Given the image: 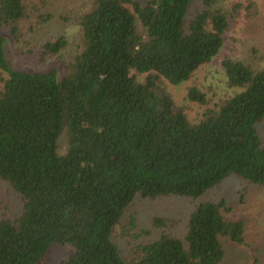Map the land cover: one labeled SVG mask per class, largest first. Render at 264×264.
<instances>
[{
	"label": "trees",
	"instance_id": "16d2710c",
	"mask_svg": "<svg viewBox=\"0 0 264 264\" xmlns=\"http://www.w3.org/2000/svg\"><path fill=\"white\" fill-rule=\"evenodd\" d=\"M217 3L92 0L58 75L11 66L4 32L40 63L68 41L32 49L22 30L39 4L0 0V181L21 209L0 215V264H41L53 244L71 248L58 264H222L224 240L245 244L247 224L229 217L226 198L200 202L183 238L164 232L131 259L113 237L137 199H197L231 175L243 186L240 203L250 187H264V68L225 58L228 86L239 91L208 106L190 87L187 99L207 106L197 122L162 85L190 80L220 52L229 14ZM37 19L41 26L52 15ZM35 30L31 22L28 34ZM128 220L125 229L136 217Z\"/></svg>",
	"mask_w": 264,
	"mask_h": 264
},
{
	"label": "rangeland",
	"instance_id": "374dc122",
	"mask_svg": "<svg viewBox=\"0 0 264 264\" xmlns=\"http://www.w3.org/2000/svg\"><path fill=\"white\" fill-rule=\"evenodd\" d=\"M34 1L39 4L40 9L29 10L30 19L23 24V39L30 42L29 46L32 49L61 36L66 37L68 44L59 54L40 63L37 58L21 55L18 45L4 32L7 58L11 66L18 70H55L58 75H62L66 63L74 56L80 44L81 27L77 19L81 13L91 8L92 0ZM137 1L146 4L148 0ZM217 5L229 14V28L224 35V44L220 52L209 63L199 68L190 80L178 85L164 81L162 84L176 104L184 108L191 122H197L207 106L187 99L190 87L196 86L206 94L208 106L239 91L228 86L222 67L225 58L243 61L255 69L264 68V0H218ZM41 13H50L52 20L40 26L37 16ZM31 22L37 31L29 35L28 26ZM138 25L141 29L139 22ZM138 76L140 80L144 79V75L138 74ZM258 126L264 143V121ZM242 188L240 182L231 175L219 186L197 199L180 195L137 199L126 211L122 220L123 226L116 229L114 240L120 246L123 256L131 259L138 254L135 249L138 244L151 242L164 232L183 238L186 234L189 214L200 202L226 198L235 207L229 213V217L243 218L247 230L245 244L237 245L224 240L225 258L222 264H251L253 258H258L259 263L264 264V187H250L247 193L245 192L244 203H240L238 194ZM20 210L19 200L0 181V215L15 216ZM131 216L136 217L135 224L125 229L124 225ZM155 218L167 220L166 226H157ZM70 252L69 246L53 244L41 264H58Z\"/></svg>",
	"mask_w": 264,
	"mask_h": 264
}]
</instances>
